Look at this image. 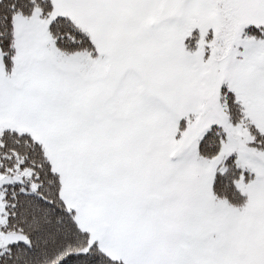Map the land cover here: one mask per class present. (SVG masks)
Returning <instances> with one entry per match:
<instances>
[{
  "label": "snow or ice",
  "instance_id": "obj_1",
  "mask_svg": "<svg viewBox=\"0 0 264 264\" xmlns=\"http://www.w3.org/2000/svg\"><path fill=\"white\" fill-rule=\"evenodd\" d=\"M0 264H264V0H0Z\"/></svg>",
  "mask_w": 264,
  "mask_h": 264
}]
</instances>
